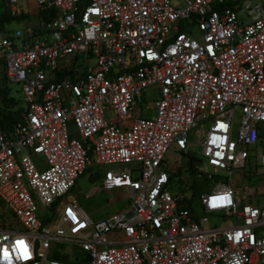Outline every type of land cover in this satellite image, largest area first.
Masks as SVG:
<instances>
[{
    "label": "built area",
    "instance_id": "obj_1",
    "mask_svg": "<svg viewBox=\"0 0 264 264\" xmlns=\"http://www.w3.org/2000/svg\"><path fill=\"white\" fill-rule=\"evenodd\" d=\"M28 1L0 0V15H30ZM32 1L39 23L0 31V67L25 108L0 129V201L15 221L0 228V264H264L260 193L219 176L251 159L264 169V4ZM151 87L160 98L143 117ZM198 128L215 181L201 217L178 205L166 162ZM106 165L117 167L85 198L117 190L129 203L95 220L67 195ZM211 216L222 225L206 228ZM70 245L74 259L60 250Z\"/></svg>",
    "mask_w": 264,
    "mask_h": 264
},
{
    "label": "rangeland",
    "instance_id": "obj_2",
    "mask_svg": "<svg viewBox=\"0 0 264 264\" xmlns=\"http://www.w3.org/2000/svg\"><path fill=\"white\" fill-rule=\"evenodd\" d=\"M172 2H181V0H171ZM264 4V0H258ZM242 19H247L246 15L241 16ZM20 22L16 21L10 24L8 27L15 30ZM0 87H7L8 95L14 97L17 101V105L13 108L18 109L21 107V85L12 83L6 77V72L4 68H0ZM6 78V79H3ZM160 98V93L156 87H151L147 90L144 95L142 104L138 106V110L142 113L143 117H153L155 116V109L153 108V103ZM9 109L7 103L4 99L0 98V110ZM203 128H198L193 130L189 134V140L191 144L188 147V153L181 152L175 144H172L166 154V162L169 166V171L174 175L171 191L173 194L178 193L179 196L187 199L196 198L201 193H206L210 191L215 185V181H204L199 177L200 173L205 171V167L200 163H196L195 170L196 173H192L189 165V158H201L202 147L199 145L201 130ZM116 165H106V166H91L85 173L80 176L77 180L76 186L69 192L67 199L71 196L76 198L79 205L95 220L106 219L109 216L123 211L128 205L129 201L125 200L123 194L117 190L98 192L94 194L90 199H86L85 196L89 192L93 191L95 188L102 190V184L104 175L107 171L116 168ZM121 167L129 168L130 165H121ZM222 180L229 182L239 191L246 184L250 189H257L260 193L253 202L256 205H262L264 203V182L261 180L264 176V169L259 167V164H255V161L251 159L250 166L243 170L234 171L232 176L220 174ZM248 179H251L248 181ZM201 191H200V189ZM200 192V193H199ZM199 193V194H198ZM198 194V195H197ZM244 192H240L242 196ZM198 198V197H197ZM196 199L195 211L196 214L201 217L203 211L199 206ZM15 221L10 215L7 208L0 202V227L2 226H13ZM222 225V220L217 216H211L209 223L205 226L206 228L220 227ZM60 250L65 253H69L70 258H75L73 246H61ZM85 256V254H81ZM85 262V261H84ZM78 264V263H77Z\"/></svg>",
    "mask_w": 264,
    "mask_h": 264
},
{
    "label": "trees",
    "instance_id": "obj_3",
    "mask_svg": "<svg viewBox=\"0 0 264 264\" xmlns=\"http://www.w3.org/2000/svg\"><path fill=\"white\" fill-rule=\"evenodd\" d=\"M41 17H43V20L49 21V17H47L46 15L41 14ZM13 20H15V18H10L5 13L1 14L0 15V31L4 30L6 28V23L8 21H13ZM0 98L4 99L5 103H7L9 106V109L0 110V129L6 130L8 128H11L14 124H16L17 122H19L22 119V113L24 112L25 108L23 107V105H21V107H18V109L13 108L17 105V101L14 99V97H10L8 95L7 87H2V88L0 87ZM197 162L201 164V159L200 158H194V157L189 158V165H190L189 170H191L192 173H194V174L196 173L195 165ZM199 175H200L199 177H201V179H204V181H209L206 179V177L202 176V173H200ZM173 178H174V175L172 177V181H173ZM199 189H200V187H199ZM200 191H201V189H200ZM175 195L177 198L178 205L182 208H188V209L193 208L192 206L198 197V196H196V193H194V197H196V198H191V199L183 198V197L179 196L178 193H176ZM4 227L5 226H2L0 228H4ZM57 258L65 261L64 259H61L59 257H57Z\"/></svg>",
    "mask_w": 264,
    "mask_h": 264
},
{
    "label": "crops",
    "instance_id": "obj_4",
    "mask_svg": "<svg viewBox=\"0 0 264 264\" xmlns=\"http://www.w3.org/2000/svg\"><path fill=\"white\" fill-rule=\"evenodd\" d=\"M228 1L233 2L235 0H228ZM28 2L30 5H32V13L30 15H25L23 17L15 18V20H13V21H8L6 23V29L13 30V29L9 28L8 26L10 24L16 22V21L20 22V24L17 26V28L29 27L32 25L35 26L36 23H39L40 13L37 10V7L35 6V4L32 0H29ZM3 79H6V78H3Z\"/></svg>",
    "mask_w": 264,
    "mask_h": 264
}]
</instances>
